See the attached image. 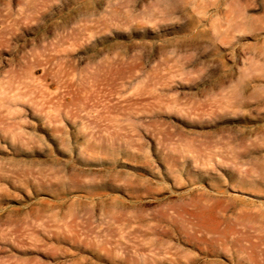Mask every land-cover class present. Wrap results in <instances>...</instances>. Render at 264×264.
I'll list each match as a JSON object with an SVG mask.
<instances>
[{
  "label": "rangeland",
  "instance_id": "374dc122",
  "mask_svg": "<svg viewBox=\"0 0 264 264\" xmlns=\"http://www.w3.org/2000/svg\"><path fill=\"white\" fill-rule=\"evenodd\" d=\"M0 264H264V0H0Z\"/></svg>",
  "mask_w": 264,
  "mask_h": 264
}]
</instances>
